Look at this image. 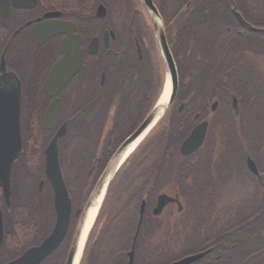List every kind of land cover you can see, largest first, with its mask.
Returning <instances> with one entry per match:
<instances>
[{
	"label": "flooded vegetation",
	"instance_id": "af4514ba",
	"mask_svg": "<svg viewBox=\"0 0 264 264\" xmlns=\"http://www.w3.org/2000/svg\"><path fill=\"white\" fill-rule=\"evenodd\" d=\"M152 4L159 18L143 0H0V89L18 83L22 146L18 160L42 169L26 176L38 180L33 206H25L21 189L13 195L12 187L7 204L0 188V264L39 246L54 228V208V214L47 207L39 215L38 198L48 182L45 150L55 133L65 127L64 136L57 140L63 180L61 161L101 163L103 139L113 128L112 106L121 97L119 90L137 82L149 69L156 58L153 51L160 58L155 24L164 32L178 87L180 59L176 53L186 50L182 37L188 36L186 42L192 45L193 35H209L220 25L224 43L209 49L225 53L228 75L232 69L239 75V90L237 96L226 94L224 108L212 95L203 99L197 92L192 96L177 91L172 105L177 102L178 113L190 100L194 107L188 133L179 143L163 140L162 124L167 117L160 119L120 166L111 186L123 204L106 207L97 229H103L106 236L120 234L116 240L130 241L127 257L137 227L136 241L142 225L141 247L136 258L134 246L133 264L166 259L170 254L175 262L210 250L205 258L214 249L213 240L228 242L236 218L260 207L264 199V0H152ZM233 11L248 26L240 24ZM42 23L64 24L65 29L42 40L45 32H35ZM63 41L68 42L64 54ZM62 58L66 66L60 75L67 81L50 96L44 85ZM191 80L183 78L184 83ZM56 100L60 109L47 129L45 115ZM216 113L224 115L222 134L214 131ZM201 122H207L202 145L183 156L182 142ZM160 196L175 201L154 213ZM130 198L139 199L138 203L131 205ZM69 226L60 245L38 264H65L75 233L71 236ZM129 229L130 234L134 229L131 240L124 237Z\"/></svg>",
	"mask_w": 264,
	"mask_h": 264
},
{
	"label": "trees",
	"instance_id": "16d2710c",
	"mask_svg": "<svg viewBox=\"0 0 264 264\" xmlns=\"http://www.w3.org/2000/svg\"><path fill=\"white\" fill-rule=\"evenodd\" d=\"M217 22L215 20V23ZM224 35L223 28L216 24L209 35H193L192 45H188L186 42V39L189 38L188 36L182 37L186 50L176 53V56L180 59L178 62L179 95L185 92L186 95L190 94L193 96L197 92L202 95L203 99L212 95L221 102L222 108L225 107L224 103L227 93L230 92L237 96L239 90L238 73H233L234 69H232V73L228 75V68L225 65V61L228 59L225 58V53L209 49L213 45L223 44ZM153 53L156 58L151 62L149 69L144 74L139 75L137 82L129 85L127 89L119 90L121 97L112 106L111 120L113 128L109 133L104 135L103 139L104 154L101 163L98 165L94 161L81 165H65L64 161H61L64 182L72 208L69 224L71 236L77 227L79 219L77 212L82 211L85 207L101 172H103L112 155L122 142L134 132L152 110L162 91L164 77L161 70V59L155 51ZM262 55L264 56V52ZM233 60H237V58ZM195 62L201 64L195 66L193 64ZM215 64L219 67L213 66ZM194 71H200V73L196 74ZM185 77L192 80L189 83H184L183 78ZM191 102L192 100L187 103V106L181 113L177 112V102L170 107L169 111L164 115L165 118L167 117V120L166 123L162 124L161 139L179 143L186 136L192 125L191 115L194 107L191 105ZM215 115L214 131L218 132L217 134H222L224 133L225 125L223 120L224 115L220 116L217 113ZM178 120L181 121V124ZM140 155L143 154L141 153ZM68 167L70 168L68 169ZM39 171L38 166L25 164L23 160L20 161L18 159L12 166L11 187L13 195L18 192V188L21 189L24 197L23 204L25 206L34 205L33 199L38 183L37 179H28L26 176H33L34 174H38ZM70 173L71 179L69 180ZM45 185V191L38 198L39 215L47 207L51 208L52 214H54L52 190L47 181H45ZM111 185L112 183L107 189L95 223L88 235L79 264H126L127 262L126 252L130 248V241L122 242L116 240L120 237V234L115 233L113 235L111 233L112 229L110 231L111 234L107 236L103 229H97V223L102 219V213H104L106 207L123 204L122 200L119 202V199H117V190L114 191ZM47 187L49 193L46 191ZM138 200H131L130 198L131 205L137 204ZM129 231L130 229L124 231L126 233L124 237L131 240L134 229H132L131 234ZM142 231L141 225L135 245L136 258L138 250L141 247L138 244V240ZM229 236L228 242L213 240L211 242V246L214 247L213 251L195 264H264V199H262L260 207H253L246 212L243 218L235 219V222L231 224ZM174 259L175 256L170 254L167 255L166 259L156 258L145 264H168Z\"/></svg>",
	"mask_w": 264,
	"mask_h": 264
},
{
	"label": "water",
	"instance_id": "95a60500",
	"mask_svg": "<svg viewBox=\"0 0 264 264\" xmlns=\"http://www.w3.org/2000/svg\"><path fill=\"white\" fill-rule=\"evenodd\" d=\"M143 1L147 6V8L149 9V11L153 14V16H155V18H159L157 11L154 5L152 4V0H143ZM233 13L236 20L240 24L248 26L237 12L233 11ZM62 29H65L64 24L49 26V24L47 23H42L36 27L35 32L36 33L40 31L45 32L44 36L42 37V40L43 39L45 40L51 37L52 35L61 32ZM154 29H155V38L157 41L159 55L164 64V71H165L164 83L167 75L169 76V80H170V94L166 108L161 114V116L157 118L155 117V109L159 99L158 97L152 110L146 115V117L143 119L140 125L134 130V132L130 134L122 142V144L118 147L114 155L109 160L101 176L99 177L94 189L92 190L86 202L85 207L81 212L78 211L77 213V215L80 214V218L77 223V227L71 242V246L65 264L74 263V259L78 248L79 237L81 233V226L83 224L85 213L90 206L91 199L99 193L103 178L106 175L111 164L129 144L133 143L139 137H141L140 139L141 141L157 125L160 119L163 118L164 115L169 111L176 97L178 91V76H177L176 66L172 58V55L168 49V46L166 44V40L162 28L155 24ZM38 39L39 36L36 35L35 40L37 41ZM37 43H41V42H37ZM67 45H68L67 41H63L61 44V52L63 54L67 52L66 50ZM78 63L80 64V58L78 59ZM65 66H66L65 58H62L55 63L44 85V92L46 94L53 96L57 92V89H60L65 85L67 79L60 75V73L64 71ZM59 109H60V101L58 100L53 101L48 107L45 115V126L47 129H50L52 127L56 114ZM19 114H20V95H19L18 83L15 86L12 85L10 88L5 90L0 89V188L3 192V196L7 204L9 203V198L11 195L10 178H11L12 166L14 162L18 159V156L22 149L21 139H20ZM64 128L65 127L62 126L55 133V135L53 136V138L51 139L50 143L48 144L45 150V157H46L45 175L53 192V208L55 212L54 228L51 234L39 246L26 250L20 258L8 262L6 264H38L41 260H43L45 257L50 255L60 245L62 239L64 238L68 230L72 208H71V201L69 198V194L61 174L60 164L58 160V151H57V140L64 136L65 134ZM206 129H207V122H201L192 129L190 134L182 142L180 150L183 156L190 155L202 145V142L204 141L205 138ZM140 141L138 142V144L140 143ZM125 159L122 161V163L125 161ZM122 163L116 168L111 179L108 181L103 200L105 198L108 187L112 183V180L114 179ZM174 201H175L174 199L168 198L166 196L158 197L157 207L154 209V213H158L162 209V207ZM144 204H145L144 201H142L139 211L140 222L144 212ZM95 220L91 226V229L95 223ZM138 228L139 226L137 227L136 233L134 235L131 249L127 253V264H133L134 246H135L136 236L138 233ZM91 229L89 230V233ZM1 236H2V220L0 215V237ZM209 252L210 250H207L199 254L185 257L181 260L172 262L170 264H194L200 261Z\"/></svg>",
	"mask_w": 264,
	"mask_h": 264
},
{
	"label": "bare ground",
	"instance_id": "6f19581e",
	"mask_svg": "<svg viewBox=\"0 0 264 264\" xmlns=\"http://www.w3.org/2000/svg\"><path fill=\"white\" fill-rule=\"evenodd\" d=\"M170 94V80L169 76H166V80L162 89V92L160 93L156 109H155V117L161 116L163 111L166 108L167 101L169 98ZM141 137H139L137 140H135L133 143L129 144L113 161L111 164L110 168L108 169L106 175L103 178V181L100 186L99 193L94 196L91 199L90 206L88 210L85 213L83 224L81 226V233L79 237V242H78V248H77V253L74 259L73 264H79L80 258L82 256L84 244L86 242L89 230L91 229V226L96 218V215L98 213V210L100 208V205L103 201V197L106 191V185L108 181L111 179L114 171L116 168L122 163V161L135 149L136 145L140 141Z\"/></svg>",
	"mask_w": 264,
	"mask_h": 264
},
{
	"label": "rangeland",
	"instance_id": "374dc122",
	"mask_svg": "<svg viewBox=\"0 0 264 264\" xmlns=\"http://www.w3.org/2000/svg\"><path fill=\"white\" fill-rule=\"evenodd\" d=\"M161 70H162V73H163V77H164V75H165V71H164V68H162L161 67ZM64 164L65 165H70V164H68L66 161H64ZM70 167H68V169H69ZM70 176L68 177L69 178V180L71 179L70 177H71V174H69ZM70 183V182H69ZM114 191H115V189H114ZM235 197V196H234ZM237 199V198H236ZM121 200V199H120Z\"/></svg>",
	"mask_w": 264,
	"mask_h": 264
}]
</instances>
